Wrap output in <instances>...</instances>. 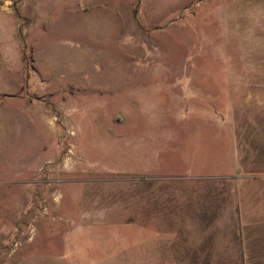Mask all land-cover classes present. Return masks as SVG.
I'll return each mask as SVG.
<instances>
[{
  "label": "rangeland",
  "instance_id": "obj_1",
  "mask_svg": "<svg viewBox=\"0 0 264 264\" xmlns=\"http://www.w3.org/2000/svg\"><path fill=\"white\" fill-rule=\"evenodd\" d=\"M0 264H264V0H0Z\"/></svg>",
  "mask_w": 264,
  "mask_h": 264
},
{
  "label": "crops",
  "instance_id": "obj_2",
  "mask_svg": "<svg viewBox=\"0 0 264 264\" xmlns=\"http://www.w3.org/2000/svg\"><path fill=\"white\" fill-rule=\"evenodd\" d=\"M81 20H82V23L85 24L82 18H81ZM86 27H87V29H89L88 26H87V24H86Z\"/></svg>",
  "mask_w": 264,
  "mask_h": 264
}]
</instances>
